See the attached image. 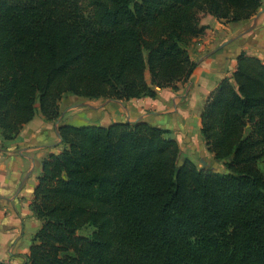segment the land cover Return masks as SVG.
<instances>
[{
    "label": "trees",
    "instance_id": "16d2710c",
    "mask_svg": "<svg viewBox=\"0 0 264 264\" xmlns=\"http://www.w3.org/2000/svg\"><path fill=\"white\" fill-rule=\"evenodd\" d=\"M261 0H0V129L14 139L67 93L129 100L178 90L197 62L202 18L238 22ZM224 172L181 162L171 131L145 120L60 125L32 208L29 264H264V62L242 52L202 111ZM93 228L88 235L83 229ZM0 264H10L0 259Z\"/></svg>",
    "mask_w": 264,
    "mask_h": 264
},
{
    "label": "crops",
    "instance_id": "0c3cea01",
    "mask_svg": "<svg viewBox=\"0 0 264 264\" xmlns=\"http://www.w3.org/2000/svg\"><path fill=\"white\" fill-rule=\"evenodd\" d=\"M261 2L259 11L250 19L223 22L211 14L202 18L208 29L189 47L198 65L178 90L159 88L154 98L109 99L94 118H103L108 125L145 120L168 129L179 143L181 162L188 159L198 168L224 172L230 158L217 159L208 150L201 131L202 111L219 83L233 77L242 52L264 62V0ZM63 124H69V120L61 102L58 120H48L38 111L9 140L4 139L0 129V259L7 263L29 264L33 238L43 225L32 208L35 188L43 161L62 150Z\"/></svg>",
    "mask_w": 264,
    "mask_h": 264
},
{
    "label": "rangeland",
    "instance_id": "374dc122",
    "mask_svg": "<svg viewBox=\"0 0 264 264\" xmlns=\"http://www.w3.org/2000/svg\"><path fill=\"white\" fill-rule=\"evenodd\" d=\"M107 100H109V98H97V99H95V98H87V97L77 96V95H74L71 93H67L63 97L62 108L64 110V113L67 112L69 124H73V125H82V124L108 125V123L105 122L103 120V118H97V119L94 118V116L99 113L101 107H103V104ZM69 110H71L72 112H69ZM60 117H61V115H60ZM124 122H126V121H124ZM133 122H136V121H133ZM64 146L65 145H63V147ZM63 147H62V149H63ZM262 167L264 169V164H262ZM92 231H93V228H87V229L81 230L79 232V234L88 236Z\"/></svg>",
    "mask_w": 264,
    "mask_h": 264
}]
</instances>
